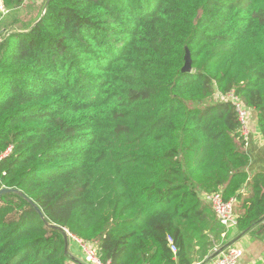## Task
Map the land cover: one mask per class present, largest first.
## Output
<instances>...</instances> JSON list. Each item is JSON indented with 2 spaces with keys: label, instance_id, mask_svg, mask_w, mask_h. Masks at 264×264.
<instances>
[{
  "label": "trees",
  "instance_id": "trees-1",
  "mask_svg": "<svg viewBox=\"0 0 264 264\" xmlns=\"http://www.w3.org/2000/svg\"><path fill=\"white\" fill-rule=\"evenodd\" d=\"M27 1L0 0V18ZM45 10L0 42V190L45 217L0 196V264H69L65 230L110 264L205 262L225 228L203 194L247 190L241 235L264 221V173H248L234 107L214 101L235 92L264 136V0Z\"/></svg>",
  "mask_w": 264,
  "mask_h": 264
},
{
  "label": "built area",
  "instance_id": "built-area-1",
  "mask_svg": "<svg viewBox=\"0 0 264 264\" xmlns=\"http://www.w3.org/2000/svg\"><path fill=\"white\" fill-rule=\"evenodd\" d=\"M1 11L6 13L7 11L2 7ZM224 101L230 102L234 107L237 114L238 121L240 124V134L247 143L250 138V128L248 127V119L251 117L252 111L245 106L241 98L235 93L230 92L226 95L219 96ZM12 151L10 147L5 153L0 155V161L9 155ZM203 200L211 207L214 211L219 223L225 228V233L231 230H239V217L236 213V205L238 203L237 198H231L226 200L221 192L203 194ZM65 233L69 238V257H75L70 251V244L77 249L80 260L84 264H110V262H104L100 258L98 250L92 244L85 242L84 240L72 235L68 230ZM225 235V234H224ZM224 245L223 247H225ZM217 246L214 249V253L217 254L221 248ZM171 250L174 254L177 253V248L172 244ZM243 255L242 249L235 247L234 245L226 248L222 253L214 257L210 264H238L240 258Z\"/></svg>",
  "mask_w": 264,
  "mask_h": 264
},
{
  "label": "crops",
  "instance_id": "crops-1",
  "mask_svg": "<svg viewBox=\"0 0 264 264\" xmlns=\"http://www.w3.org/2000/svg\"><path fill=\"white\" fill-rule=\"evenodd\" d=\"M250 120V138L249 141L245 143V150L251 159V163L248 167V173H264V136L259 129L257 114L255 111H252ZM246 194L247 190L242 196L237 198L238 203L236 205V213L238 217H240L244 210H246V208L250 205L249 201L244 200V196ZM224 234L222 235V244L225 245L240 237L239 240L234 244L243 251V255L240 258L238 264H264V221L254 227L250 233L241 235L240 230H231L226 233L224 231ZM70 251L75 257L70 259L69 264H84L80 260L79 254L75 248L70 247ZM213 258L214 257L208 259L205 262L195 264H210Z\"/></svg>",
  "mask_w": 264,
  "mask_h": 264
},
{
  "label": "rangeland",
  "instance_id": "rangeland-1",
  "mask_svg": "<svg viewBox=\"0 0 264 264\" xmlns=\"http://www.w3.org/2000/svg\"><path fill=\"white\" fill-rule=\"evenodd\" d=\"M47 2L48 0H28L18 10L2 14L0 18V42L8 38L12 32H25L29 27L35 25L39 18L45 13ZM214 101L219 102L222 101V99L216 95ZM250 124L251 120L249 118L248 127L251 129ZM70 247L74 248L72 244H70Z\"/></svg>",
  "mask_w": 264,
  "mask_h": 264
},
{
  "label": "water",
  "instance_id": "water-1",
  "mask_svg": "<svg viewBox=\"0 0 264 264\" xmlns=\"http://www.w3.org/2000/svg\"><path fill=\"white\" fill-rule=\"evenodd\" d=\"M191 70H192V59H191L190 53L188 52L187 53V57H186V63H185V66L183 68V72L184 73H189V72H191ZM5 193H15V194H18V195L22 196L24 199H26L36 209V211L40 214L41 218L45 219L44 214L42 213L40 208L31 199H29L27 196H25L23 193L19 192L16 189H6V188H4V189H2L0 191V196L5 194ZM239 238L233 240L232 242L228 243L225 247L221 248V250L217 254H215L213 257H216L218 254L222 253L226 248L234 245L239 240ZM65 240H66L65 251L69 255V238H68V235L66 233H65ZM72 258H74V257H72Z\"/></svg>",
  "mask_w": 264,
  "mask_h": 264
}]
</instances>
